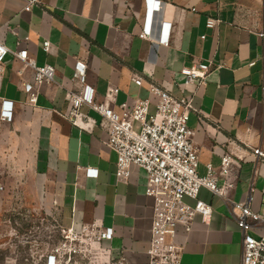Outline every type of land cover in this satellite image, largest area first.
I'll list each match as a JSON object with an SVG mask.
<instances>
[{
    "label": "crops",
    "instance_id": "1",
    "mask_svg": "<svg viewBox=\"0 0 264 264\" xmlns=\"http://www.w3.org/2000/svg\"><path fill=\"white\" fill-rule=\"evenodd\" d=\"M37 1L26 11L28 0H0V41L11 51L0 72V141L13 146L16 171L29 175L39 204L75 232L93 225L112 229V240L96 243L112 258L147 262L154 202L146 195V172L133 166L129 180L118 181V155L107 145L108 134L99 127L83 132L66 117L71 110L66 94L74 88L80 58L89 65L87 98L102 102L114 85L120 89L118 112L123 103L151 99L154 113L151 85L193 98L197 112L189 126L199 174H206L208 164L219 170L222 157L232 153L237 165L229 194L236 201L252 198L253 210L264 217V164L253 156L254 147H264V0H155L161 10L154 12V25L172 24L170 45L157 50L156 64L149 61L151 43L140 36L147 0ZM211 18L221 21L215 30L207 27ZM25 38L22 47L37 66L57 70L54 81L40 87L36 105L24 91L33 71L13 55ZM45 41L53 45L50 54L43 51ZM201 61L212 63L206 84L185 85L182 70ZM135 77L143 79L142 86ZM4 101L13 102L11 122L1 119ZM82 112L100 119L88 106ZM88 169L98 176H88ZM200 197L213 207V217L204 223L198 216L190 233L178 228L182 264H242L244 234L232 207L207 189ZM256 229L252 235L259 238L264 227Z\"/></svg>",
    "mask_w": 264,
    "mask_h": 264
},
{
    "label": "built area",
    "instance_id": "2",
    "mask_svg": "<svg viewBox=\"0 0 264 264\" xmlns=\"http://www.w3.org/2000/svg\"><path fill=\"white\" fill-rule=\"evenodd\" d=\"M37 2L28 0L25 10L31 11ZM147 4L148 20L140 36L151 43L149 61L156 64L157 50L161 46L170 45L172 24L163 21L158 29L154 25L153 15L161 10V3L147 0ZM220 22L211 18L207 21V27L215 30ZM28 41L29 38L19 39L17 45L20 50L13 55L33 71V79L24 84V91L29 96V103L36 105L40 87L53 82L57 70L49 64L37 66L29 51L22 47ZM53 50L50 41L43 43L45 53L50 54ZM10 54V49L0 41V72ZM88 69L87 61L76 59L74 88L66 94V99L71 104V110L66 117L74 127L83 132L92 134L97 127L105 131L109 137L107 145L118 155V181H128L133 166L143 169L147 174L146 195L154 202L152 240L147 251V262L133 263L124 256L114 259L107 251H101L103 258L107 259L103 264H182L183 247L178 242V228L184 227L190 233L198 216H201L204 223H209L213 217V207L200 197L203 189L224 198L232 207L244 234L242 264H264V232L259 238L252 235L257 230V224L264 227V217L253 210L252 198L250 201H236L229 194L232 187L230 177L237 165V159L229 152L222 157L219 170L213 164H208L205 175L198 172L199 151L194 143L195 131L189 126L191 115L197 112L193 98H177L162 87L151 85V94L157 97L154 113L150 111L151 99H138L133 105L123 103L118 112L116 101L120 89L114 85L108 87L102 102L87 98ZM211 72L212 63L201 61L192 67L184 68L181 73L185 85L201 86L206 84ZM134 81L138 86L143 85V79L140 77H135ZM84 106L98 114L100 119L82 112ZM13 118V102L4 101L1 119L11 122ZM137 123L141 125L140 131L136 130ZM253 156L257 164H264V147H254ZM87 175L97 177L98 171L88 169ZM65 233L66 241L54 250L49 257V264H57L66 255L81 253L85 250L81 249V243L85 241L95 240L96 244L112 240L114 236L112 229H95L94 225L82 229L86 238L73 229H67Z\"/></svg>",
    "mask_w": 264,
    "mask_h": 264
},
{
    "label": "rangeland",
    "instance_id": "3",
    "mask_svg": "<svg viewBox=\"0 0 264 264\" xmlns=\"http://www.w3.org/2000/svg\"><path fill=\"white\" fill-rule=\"evenodd\" d=\"M140 129L137 123L136 130ZM0 147V264H49L54 250L66 241L67 228L54 210L36 201L27 183L29 175L16 171L18 164L11 143L0 141ZM78 233L84 236L82 231ZM81 249L85 250L66 255L57 264L107 261L95 240L81 243Z\"/></svg>",
    "mask_w": 264,
    "mask_h": 264
}]
</instances>
